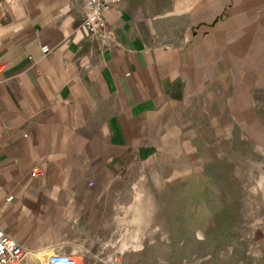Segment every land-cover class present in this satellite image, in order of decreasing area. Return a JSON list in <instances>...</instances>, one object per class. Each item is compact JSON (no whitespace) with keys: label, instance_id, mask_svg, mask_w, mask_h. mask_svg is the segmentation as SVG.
<instances>
[{"label":"crops","instance_id":"0c3cea01","mask_svg":"<svg viewBox=\"0 0 264 264\" xmlns=\"http://www.w3.org/2000/svg\"><path fill=\"white\" fill-rule=\"evenodd\" d=\"M85 1L0 0V227L22 264H157L164 169L264 147V0H123L95 34Z\"/></svg>","mask_w":264,"mask_h":264},{"label":"rangeland","instance_id":"374dc122","mask_svg":"<svg viewBox=\"0 0 264 264\" xmlns=\"http://www.w3.org/2000/svg\"><path fill=\"white\" fill-rule=\"evenodd\" d=\"M250 139H228L237 151L213 153L190 182L164 169L162 225L148 233L163 243L157 264H264V147Z\"/></svg>","mask_w":264,"mask_h":264},{"label":"built area","instance_id":"2783aa9c","mask_svg":"<svg viewBox=\"0 0 264 264\" xmlns=\"http://www.w3.org/2000/svg\"><path fill=\"white\" fill-rule=\"evenodd\" d=\"M123 0H86L84 5L85 18L83 26L91 33H97L105 27L104 12L110 7L118 5ZM42 52H50L49 46H43ZM36 172H39L37 170ZM25 251L15 240L10 238L0 227V264H22ZM45 264H79L73 255L55 253L49 256Z\"/></svg>","mask_w":264,"mask_h":264}]
</instances>
